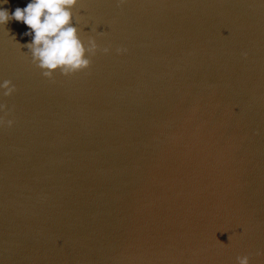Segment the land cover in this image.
<instances>
[{
	"label": "water",
	"instance_id": "water-1",
	"mask_svg": "<svg viewBox=\"0 0 264 264\" xmlns=\"http://www.w3.org/2000/svg\"><path fill=\"white\" fill-rule=\"evenodd\" d=\"M72 12L99 47L67 75L0 23V264H264V0Z\"/></svg>",
	"mask_w": 264,
	"mask_h": 264
},
{
	"label": "clouds",
	"instance_id": "clouds-1",
	"mask_svg": "<svg viewBox=\"0 0 264 264\" xmlns=\"http://www.w3.org/2000/svg\"><path fill=\"white\" fill-rule=\"evenodd\" d=\"M8 0H0V5ZM76 0H28L24 7L17 6L9 12L0 7V23L5 24L14 18L28 26L23 33L31 36L26 47L33 62L43 69L44 76H52L57 69L65 75L86 68L90 64V55H94L99 45L95 38L89 37L87 43L79 35V29L73 22L72 7ZM108 52L107 47L103 48ZM117 52L124 51L117 48ZM246 55V53H245ZM15 86L5 79L0 81L2 95L8 96ZM5 106L0 104V110ZM11 126L14 121L0 116V125ZM236 264H250L249 255H237Z\"/></svg>",
	"mask_w": 264,
	"mask_h": 264
}]
</instances>
